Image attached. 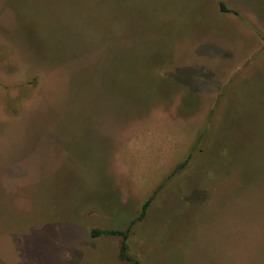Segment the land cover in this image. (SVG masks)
<instances>
[{
  "label": "rangeland",
  "instance_id": "obj_1",
  "mask_svg": "<svg viewBox=\"0 0 264 264\" xmlns=\"http://www.w3.org/2000/svg\"><path fill=\"white\" fill-rule=\"evenodd\" d=\"M146 200L135 264H264V0H0V264H134Z\"/></svg>",
  "mask_w": 264,
  "mask_h": 264
},
{
  "label": "trees",
  "instance_id": "obj_2",
  "mask_svg": "<svg viewBox=\"0 0 264 264\" xmlns=\"http://www.w3.org/2000/svg\"><path fill=\"white\" fill-rule=\"evenodd\" d=\"M184 164L185 162L182 163L178 168L180 169L181 167L184 166ZM149 201L150 200H146L143 203L140 214L135 219H133L125 229L115 230V229H106V228H103V229L102 228H91L89 230L90 237H99L101 235H119L121 237L120 244H119V251H118L119 259L126 261V262L134 263V264L137 263V260L128 253V238H129V235L131 233V229L134 223L137 220L143 218V216L145 215V211L149 204Z\"/></svg>",
  "mask_w": 264,
  "mask_h": 264
}]
</instances>
